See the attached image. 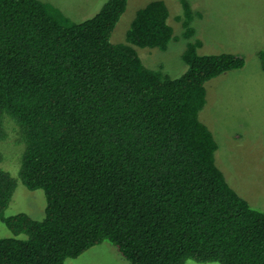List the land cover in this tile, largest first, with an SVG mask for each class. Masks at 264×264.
I'll return each instance as SVG.
<instances>
[{
    "label": "trees",
    "instance_id": "trees-1",
    "mask_svg": "<svg viewBox=\"0 0 264 264\" xmlns=\"http://www.w3.org/2000/svg\"><path fill=\"white\" fill-rule=\"evenodd\" d=\"M127 3L74 22L48 2L0 0V144L13 130L20 180L46 197L42 220L5 216L17 182L0 168V223L12 233L0 264H64L104 242L130 264H264V212L227 183L199 119L206 83L243 57L199 54L181 0L186 70H151L135 48L167 49L169 9L148 2L116 44ZM258 57L264 70V48Z\"/></svg>",
    "mask_w": 264,
    "mask_h": 264
},
{
    "label": "rangeland",
    "instance_id": "rangeland-1",
    "mask_svg": "<svg viewBox=\"0 0 264 264\" xmlns=\"http://www.w3.org/2000/svg\"><path fill=\"white\" fill-rule=\"evenodd\" d=\"M40 1L54 5L72 21L81 22L94 16L107 0ZM150 1L153 0H128L112 34L113 43H125L136 11ZM162 1L170 12L167 22L173 29V40L164 51L135 49L147 68L178 77L186 70L182 53L187 41L181 35V23L176 20L182 15L181 0ZM186 1L193 12L194 38L202 42L199 54L233 53L245 61L243 68L225 72L206 83V103L199 119L217 142L215 160L227 183L253 208L264 212V70L258 57V51L264 48V0ZM15 139L16 134L10 130L9 139L0 144V168L17 182L5 216L24 213L42 220L46 197L42 190H29L20 180L21 143H15ZM10 236L12 233L0 223V238ZM64 264L130 263L110 242H104ZM185 264L218 263L187 260Z\"/></svg>",
    "mask_w": 264,
    "mask_h": 264
},
{
    "label": "crops",
    "instance_id": "crops-1",
    "mask_svg": "<svg viewBox=\"0 0 264 264\" xmlns=\"http://www.w3.org/2000/svg\"><path fill=\"white\" fill-rule=\"evenodd\" d=\"M259 52V51H258Z\"/></svg>",
    "mask_w": 264,
    "mask_h": 264
}]
</instances>
